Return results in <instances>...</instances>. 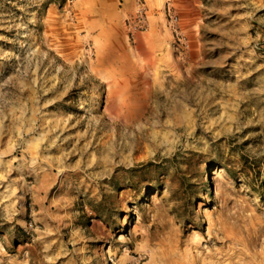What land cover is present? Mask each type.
<instances>
[{
	"label": "rangeland",
	"instance_id": "374dc122",
	"mask_svg": "<svg viewBox=\"0 0 264 264\" xmlns=\"http://www.w3.org/2000/svg\"><path fill=\"white\" fill-rule=\"evenodd\" d=\"M0 264H264V0H0Z\"/></svg>",
	"mask_w": 264,
	"mask_h": 264
},
{
	"label": "crops",
	"instance_id": "0c3cea01",
	"mask_svg": "<svg viewBox=\"0 0 264 264\" xmlns=\"http://www.w3.org/2000/svg\"><path fill=\"white\" fill-rule=\"evenodd\" d=\"M169 33H164L163 37L168 38ZM162 39L160 38L157 31L153 28H150L147 32L140 34L136 40V48L138 54L140 55L141 48H146L147 50H153L156 47L160 46ZM140 49V50H139Z\"/></svg>",
	"mask_w": 264,
	"mask_h": 264
},
{
	"label": "bare ground",
	"instance_id": "6f19581e",
	"mask_svg": "<svg viewBox=\"0 0 264 264\" xmlns=\"http://www.w3.org/2000/svg\"><path fill=\"white\" fill-rule=\"evenodd\" d=\"M125 100L126 99L120 97L110 101L109 107L113 114L117 115L118 117H127L128 113L126 112L127 107L125 105Z\"/></svg>",
	"mask_w": 264,
	"mask_h": 264
}]
</instances>
